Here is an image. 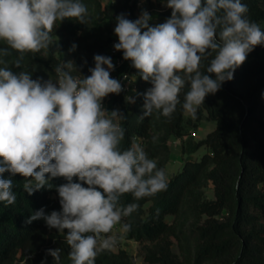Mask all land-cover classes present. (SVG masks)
<instances>
[{
    "label": "clouds",
    "instance_id": "obj_1",
    "mask_svg": "<svg viewBox=\"0 0 264 264\" xmlns=\"http://www.w3.org/2000/svg\"><path fill=\"white\" fill-rule=\"evenodd\" d=\"M164 6L171 15L163 23H150L147 10L135 20L117 15L113 47L151 85L138 93L143 99L139 120L153 113L170 120L178 106L196 120L205 98L264 45V30L248 18L242 0H166ZM65 19L88 25L91 16L82 0H0V41L7 45L0 47V202L15 204L11 177L17 175L28 195L54 187L60 210L46 214L41 208L25 223L42 219L64 234L71 264H95L131 231L124 221L138 211V201L166 190L169 181L140 143L121 148L126 116L103 106L109 94L124 90L111 77V57L94 55L87 76L73 61L58 63L55 79L48 80L8 66L11 50L19 53L11 63L20 69L26 53L49 49L53 29ZM125 99L135 103L134 97ZM56 178L66 182L53 185ZM126 194L135 202L122 204ZM61 251L47 250L55 264Z\"/></svg>",
    "mask_w": 264,
    "mask_h": 264
},
{
    "label": "trees",
    "instance_id": "obj_2",
    "mask_svg": "<svg viewBox=\"0 0 264 264\" xmlns=\"http://www.w3.org/2000/svg\"><path fill=\"white\" fill-rule=\"evenodd\" d=\"M129 1L104 4L103 0H82L89 9V24L70 19L60 23L64 38L57 46L71 53L79 74L83 75L94 65V55L108 56L110 46L118 41L114 34L115 18L125 14L127 8L133 14L136 10H147L153 16L152 24L163 23L171 15V9L163 7L160 1L146 0L142 7H137L136 0L131 4ZM242 3L248 6V18L264 30V0H242ZM127 18L132 20L134 17ZM73 44L77 47L70 51ZM0 47L7 45L0 41ZM11 51V56L5 58L8 66L13 71H31L33 79L43 73L55 79V66L70 61L57 59L54 54L46 59L26 53L21 68L16 69L11 62L19 53ZM137 86L133 94L135 103H127L122 94L112 96L109 102V111L119 109L126 116L121 121L126 129L122 149L140 138L146 142L141 145L149 158L163 156L167 163L171 153L168 141L173 136L183 137L188 133L187 121L198 126L202 120L210 119L216 125L193 144L191 152L202 146L209 149L200 160H187L168 180L166 190L138 201V211L124 221L132 225L128 238L155 242L147 250L145 259L157 264H264V45L255 47L248 54L231 81L224 82L218 92L205 98L196 120H186V112L180 106L170 120L157 113L139 120L143 99L138 93L151 85L138 75ZM158 132L162 135L156 140L153 136ZM9 176L4 174V178ZM11 178L17 200L10 206L0 202V264H55L47 250L57 248L62 250L60 264H71L68 259L70 248L64 241V234L49 229L42 219L25 223L41 208L46 214L60 210L55 188L45 187L28 195L23 191L24 178L19 175ZM204 179L214 184V199L204 197L201 188ZM65 182L63 178L51 181L53 185ZM132 202L135 201L131 194L121 198L124 205ZM224 211L228 214L221 220L217 216ZM179 214L192 215L199 220L207 215L204 223L198 221L194 227V248L189 243L192 235L181 236L175 225L167 220L169 215ZM173 237L183 249V257L173 250ZM95 264L134 262L131 254L120 248L116 252L101 253Z\"/></svg>",
    "mask_w": 264,
    "mask_h": 264
},
{
    "label": "rangeland",
    "instance_id": "obj_3",
    "mask_svg": "<svg viewBox=\"0 0 264 264\" xmlns=\"http://www.w3.org/2000/svg\"><path fill=\"white\" fill-rule=\"evenodd\" d=\"M109 2L117 3V0H103L104 4H107ZM146 0H136L137 7H142L145 4ZM129 3H132V0L129 1ZM126 16H132L133 19H137L141 11L136 10L134 14L128 10L125 12ZM53 42L54 44L50 46L49 49L41 50V52L38 53H32L37 54L39 56L45 57L46 59H50V55L54 54L57 59H68L70 61L73 60V57L71 53L67 50H61L57 46V42L64 38L63 29L61 27V24L58 22L57 26L53 29L52 32ZM54 50V53H52ZM39 77H42L44 80H48L49 78H52L49 74L43 73ZM53 79V78H52ZM108 110V109H107ZM185 119H191L190 116L185 113ZM192 120V119H191ZM216 123L213 120L210 119H204L200 122L198 126H195L192 122H186V129L188 133L184 135L183 137H171L168 141L171 153L170 158L168 159L167 163L164 162L163 156H158L152 159H155L157 161L158 167H162L164 165L166 174L168 176V180L176 175L184 166L185 162L190 159H197L200 160L204 153L208 152L209 149H207L205 146L200 147L198 150L191 152L193 144L196 143L198 140L202 139L207 135L209 131H211L215 127ZM161 133H155L153 138L156 140H159L161 137ZM137 142L142 144L146 143L143 139H137ZM201 188L203 190V194L205 198L208 199H214L215 198V191H214V184L211 180H202L201 181ZM227 211H224L222 214L218 215L217 217L221 220L225 219V216L227 215ZM207 215H204L202 219L199 220V218H196L192 215H185V214H179V215H169L167 217V220L173 223L176 227V231L180 233L181 236H187L192 235V241L191 245L193 248L195 247L193 238V230L194 227L197 225V222L199 221L201 224L204 223L205 218ZM120 228V225H117L116 228L113 229V233H117ZM173 250L183 257V249L181 248L177 238L173 237ZM155 242L151 241H137L135 239L128 238L127 233L123 234V239L119 241L117 246L113 248L111 251H118L120 248L126 249L132 256V260L134 264H157L149 262L145 259V254L149 248L154 244ZM188 244V243H187Z\"/></svg>",
    "mask_w": 264,
    "mask_h": 264
},
{
    "label": "built area",
    "instance_id": "obj_4",
    "mask_svg": "<svg viewBox=\"0 0 264 264\" xmlns=\"http://www.w3.org/2000/svg\"><path fill=\"white\" fill-rule=\"evenodd\" d=\"M153 1H160L161 5L163 7H165L164 5H165L166 0H153ZM117 42L118 41H114L108 50V56L112 58L113 64L115 65L114 70L111 71V77L120 80L121 84L123 85L124 90L120 94H122L124 97H126V96L133 97L134 92L138 88V86H137V80H138L137 71L134 67H132L131 61H126L123 59V53L121 51H116L114 49L113 45ZM94 66H95V64L89 68H92ZM87 75H90L88 70L83 74V76H87ZM125 76H127V79H124ZM114 95H116V94H109L103 100L104 108L108 109L110 99Z\"/></svg>",
    "mask_w": 264,
    "mask_h": 264
}]
</instances>
